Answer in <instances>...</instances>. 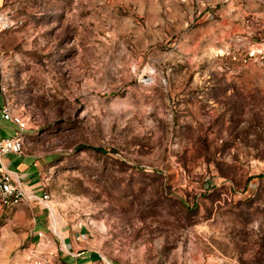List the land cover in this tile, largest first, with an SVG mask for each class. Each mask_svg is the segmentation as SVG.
<instances>
[{"label":"rangeland","instance_id":"1","mask_svg":"<svg viewBox=\"0 0 264 264\" xmlns=\"http://www.w3.org/2000/svg\"><path fill=\"white\" fill-rule=\"evenodd\" d=\"M0 8V93L50 194L0 203V264H32L43 207L92 249L50 264H264V0Z\"/></svg>","mask_w":264,"mask_h":264},{"label":"built area","instance_id":"2","mask_svg":"<svg viewBox=\"0 0 264 264\" xmlns=\"http://www.w3.org/2000/svg\"><path fill=\"white\" fill-rule=\"evenodd\" d=\"M10 25L6 14L0 8V30ZM3 118L10 120L16 125V131L10 135H2L0 132V158L6 153H16L25 156L24 133L27 128L26 122L20 114L16 113L8 101L1 106ZM50 199V194L44 189L29 191L15 176V172L0 165V203L6 207H12L24 200H32L44 203ZM35 240L28 247V256L33 264H50L51 252L47 247L50 242L45 229H34ZM85 234L78 233L77 239H83Z\"/></svg>","mask_w":264,"mask_h":264},{"label":"crops","instance_id":"3","mask_svg":"<svg viewBox=\"0 0 264 264\" xmlns=\"http://www.w3.org/2000/svg\"><path fill=\"white\" fill-rule=\"evenodd\" d=\"M3 103L4 99L0 93V132L2 135H10L16 131V125L10 120L3 118L1 114V106ZM33 161V159L27 158L26 156H19L16 153L10 152L4 154L0 158V165L14 171L16 178L24 184L27 190L39 191L42 189H37L39 181L36 179L39 177V173L35 167L38 162ZM43 208L36 211L39 217L37 218L38 225H36V228L34 229H46L48 226V222L46 220V217L48 218L47 211ZM78 233L80 232L77 229H73L72 232L64 230L58 237L60 238L61 243L59 244L58 242L50 241L48 244V250L52 253H55L54 251H92L90 247L84 246L83 242L77 239ZM27 258L29 260V256Z\"/></svg>","mask_w":264,"mask_h":264},{"label":"trees","instance_id":"4","mask_svg":"<svg viewBox=\"0 0 264 264\" xmlns=\"http://www.w3.org/2000/svg\"><path fill=\"white\" fill-rule=\"evenodd\" d=\"M264 175V174H263Z\"/></svg>","mask_w":264,"mask_h":264}]
</instances>
